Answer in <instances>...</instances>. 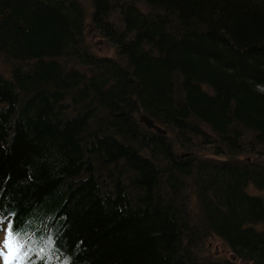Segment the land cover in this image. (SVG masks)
Instances as JSON below:
<instances>
[{"label":"trees","instance_id":"obj_1","mask_svg":"<svg viewBox=\"0 0 264 264\" xmlns=\"http://www.w3.org/2000/svg\"><path fill=\"white\" fill-rule=\"evenodd\" d=\"M0 60L18 264H264V0H0Z\"/></svg>","mask_w":264,"mask_h":264},{"label":"rangeland","instance_id":"obj_2","mask_svg":"<svg viewBox=\"0 0 264 264\" xmlns=\"http://www.w3.org/2000/svg\"><path fill=\"white\" fill-rule=\"evenodd\" d=\"M4 70L6 72L7 66L0 60V72H3ZM3 245H4V237L0 232V253H4V255H0V264H16L15 260L11 259L10 257L9 259L6 260V250L4 249ZM208 247H209V252L213 255L223 256L227 259L231 257L226 247H224V245L219 241H214L210 245L208 244Z\"/></svg>","mask_w":264,"mask_h":264},{"label":"snow or ice","instance_id":"obj_3","mask_svg":"<svg viewBox=\"0 0 264 264\" xmlns=\"http://www.w3.org/2000/svg\"><path fill=\"white\" fill-rule=\"evenodd\" d=\"M4 249L6 250V260L7 257L11 259L23 260L24 256H27V252L23 253V256L20 255V250L24 247V245L19 244L16 239L12 236L11 232V225H9V233L8 237L4 241L3 245ZM43 251V249H41ZM0 255H4V253H0Z\"/></svg>","mask_w":264,"mask_h":264},{"label":"water","instance_id":"obj_4","mask_svg":"<svg viewBox=\"0 0 264 264\" xmlns=\"http://www.w3.org/2000/svg\"><path fill=\"white\" fill-rule=\"evenodd\" d=\"M139 121H141L145 125L146 128L152 129V130L156 131L157 133L164 134V131L161 130L159 127H157L155 124H153V122L151 120H149L145 117H141L139 119ZM183 156H185V155H183Z\"/></svg>","mask_w":264,"mask_h":264}]
</instances>
